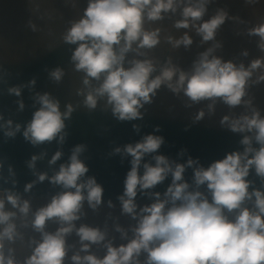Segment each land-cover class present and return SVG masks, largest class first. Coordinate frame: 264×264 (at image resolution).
Returning <instances> with one entry per match:
<instances>
[{
    "label": "clouds",
    "instance_id": "1",
    "mask_svg": "<svg viewBox=\"0 0 264 264\" xmlns=\"http://www.w3.org/2000/svg\"><path fill=\"white\" fill-rule=\"evenodd\" d=\"M72 3L75 7V0ZM213 3L87 0L60 37L62 44L74 46L70 64L71 71L81 74L75 90L80 104L69 102L62 110L51 92L35 91V78L7 88L18 98L19 112L26 107L22 94L28 89L35 110L24 123L0 113L4 138L20 134L33 147L53 142L58 147L50 158L43 150L25 162L34 178L22 191L13 165H7L5 176V159H0V264H264V110L251 94L254 86L264 84V19L237 32L256 37L262 55L245 63L250 53L243 49L226 60L218 55L223 48L217 39L220 29L228 20L246 22L224 8L208 16ZM165 21L177 33L184 31L174 35L163 27ZM27 26L40 31L32 20ZM192 33L200 38V46H209L188 68L171 55L163 60L154 55L162 44L190 51ZM47 71L50 81L63 82V67ZM162 88L182 99L185 108L203 105L192 124L214 116L218 104L226 106L219 127L238 134L241 148L208 166L187 155V149L173 159L160 153L166 141L155 134L161 131L159 125L134 143L113 147L108 155L130 164L116 197L119 214L114 215L117 203L105 201L104 186L88 174L83 158L88 146L76 144L63 159L66 122L80 105L89 112H110L117 122L143 120L146 106ZM141 127L132 124L137 134ZM46 158L48 170L42 171L37 164ZM189 169L190 179L185 175ZM169 178L165 190L158 191ZM45 182L54 191L37 198L33 189ZM140 199L149 202L141 204ZM104 209L102 223L89 222L90 213L99 217Z\"/></svg>",
    "mask_w": 264,
    "mask_h": 264
},
{
    "label": "water",
    "instance_id": "2",
    "mask_svg": "<svg viewBox=\"0 0 264 264\" xmlns=\"http://www.w3.org/2000/svg\"><path fill=\"white\" fill-rule=\"evenodd\" d=\"M86 5L87 0H75V7L72 0H0V113H3L6 119L11 118L21 123L31 119L35 110L30 99L32 93L24 89L22 98L26 107L23 112H19L15 103L18 98L9 95L7 88L27 83L32 78L37 81L35 91L51 92L61 101L62 110L66 103L80 104L82 98L75 96V90L80 87L81 74L71 71L70 64V49L74 46L62 44L60 37L69 26L68 22L79 18ZM217 8H224L231 17H239L246 22L241 24L235 20L226 21L217 35V39L223 43L218 55L226 60L233 59L239 56L241 50L247 49L250 55L246 59L242 58L245 59V63L262 55L256 47V37L237 35V32L242 33L247 27H252L264 19V0L252 5L246 4L245 0H214L209 6L208 16ZM42 15L44 18L40 19ZM29 20L37 24L40 31L33 32L27 26ZM163 27L171 29L170 22L165 21ZM171 31L174 35H180L184 30L180 33L174 29ZM192 36L194 44L190 51L183 48L173 51L170 46L162 44L154 55L162 60L171 55L175 62L188 68L196 54L209 46L207 44L200 46V38L195 33H192ZM57 66L66 70L63 82L59 85L49 80L47 71ZM251 94L255 97V104L264 110V84L254 86ZM146 107L147 114L143 120L117 122L110 112L102 111L100 108L89 112L80 105L71 120L66 122L69 135L63 146L65 152L63 159H67L70 149L76 144L84 143L88 146L83 157L90 168L88 174L95 176L104 186L105 201L112 199L117 203L114 215L119 214L116 197L123 191V181L130 164L128 160L122 163L118 155L110 157L108 153L113 147L134 143L142 135L153 133L154 127L159 125L161 131L155 134L162 135L166 141L160 153L173 159L177 158L181 149H187V155L199 158L204 166H208L212 161L222 159L227 152L241 148L238 143L241 137L238 134L219 127L220 117L228 112L223 104L217 105L214 116H206L203 121L196 124L191 123L192 116L203 105L185 108L183 100L165 88H162L154 102ZM133 123L142 126L139 134L133 130ZM57 147L55 142L33 147L24 141L20 134L15 139L6 140L0 132V159H5L3 175H7V165L12 164L17 173L19 190L22 191L24 184L34 178L25 162L32 154L43 150L48 152L50 158ZM187 155L183 159H186ZM37 167L42 171L48 170L47 158L39 161ZM185 175L190 179L191 169ZM250 178L255 177L253 175ZM168 183L170 178L158 186L157 190L164 191ZM258 184L257 180V186ZM52 191L54 190L45 182L37 185L33 189V194L40 198ZM139 202L143 204L149 201L140 199ZM106 211L102 210L99 217H93L90 213L89 222L102 223ZM120 222L127 223L123 217Z\"/></svg>",
    "mask_w": 264,
    "mask_h": 264
}]
</instances>
